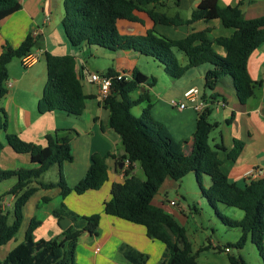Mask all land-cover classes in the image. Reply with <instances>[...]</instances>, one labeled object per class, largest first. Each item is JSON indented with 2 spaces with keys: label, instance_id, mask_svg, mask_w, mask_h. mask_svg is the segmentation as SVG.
Returning a JSON list of instances; mask_svg holds the SVG:
<instances>
[{
  "label": "trees",
  "instance_id": "16d2710c",
  "mask_svg": "<svg viewBox=\"0 0 264 264\" xmlns=\"http://www.w3.org/2000/svg\"><path fill=\"white\" fill-rule=\"evenodd\" d=\"M180 0H175L179 5ZM62 27L69 43L74 47L97 46L110 51H133L157 60L165 72L173 79H180L191 68L210 65L205 72V89L214 91L225 77L233 81L234 89L241 103L245 104L255 94V82L252 79L248 61L250 56L264 44V15L248 19L238 6H222L219 0H201L190 18L184 19L179 13L171 16L161 11L167 0H64ZM151 6V8H150ZM22 9L20 0H0V23ZM136 11L146 12L155 24L169 26L191 25L198 21L219 19L226 28L234 30L230 37L215 38L212 29L206 28L189 34L183 39H171L149 29L144 34L122 35L118 29L119 20H128L143 24ZM38 38L29 34L18 47L6 42L0 53V101L9 88L8 65L16 58L22 59L33 52ZM214 43L224 47L226 55L218 54ZM182 52L187 64L182 65L176 52ZM47 81L38 111H64L69 115L81 116L86 110L87 99L82 76L77 71L76 58L73 55H55L45 53ZM113 77L112 94L103 102L110 111L109 126L117 133L123 144L125 155L120 161L125 164V182L113 193L111 200L105 203V213L132 221L146 227L148 234L163 242L166 246L160 264H202L197 261L198 254L192 249L187 229L171 214L153 204L166 179L181 181L190 173L196 175L210 207L219 219L231 228L241 230V237L234 245L242 249L249 238L262 252L264 257V177L232 181L222 170L221 151L224 145L212 146L210 137L218 128V122H212L211 116L218 95L204 99L205 107L198 112L196 130L193 134L192 150L187 155L178 154L173 147L160 136L164 124L151 114L152 104L148 91L140 92L137 99L134 92L140 91L148 82L154 87L157 79L148 77L139 69H134L131 78H117L112 68L107 71ZM149 102L140 117L132 109L141 103ZM224 101V100H223ZM3 113V114H2ZM8 120L0 108V131L6 130ZM57 130L47 135L45 147L22 140L16 134L7 135V143L18 153L30 154L38 167L18 170H4L0 167V182L17 178V182L7 193L15 195L13 211H0V247L12 240L20 231L24 220V208L38 188L34 182L53 165H59L60 177L56 183L39 182L40 187L61 189L66 198L71 192L84 194L89 190L101 188L108 180L107 156L93 154L90 167L85 176L70 186L63 174L62 166L73 161L72 139L61 136ZM245 144L235 141L229 158L236 160ZM4 142L0 140V151ZM138 163L145 179L134 173V164ZM204 176L211 179V185L205 189L201 180ZM220 205L240 209L244 213L241 220L223 214ZM53 215L60 222L69 218L71 226L57 239L35 241L33 233L39 221L33 219L27 230L25 240L15 247L0 264H76V248L79 237L84 232L96 234L100 225V214L79 215L62 202ZM230 247V246H225ZM211 248V245L201 250ZM220 251L222 246H218ZM224 248V249H225ZM120 253L131 264H146L148 255L128 245H121ZM230 264H245L242 257L230 256Z\"/></svg>",
  "mask_w": 264,
  "mask_h": 264
},
{
  "label": "crops",
  "instance_id": "0c3cea01",
  "mask_svg": "<svg viewBox=\"0 0 264 264\" xmlns=\"http://www.w3.org/2000/svg\"><path fill=\"white\" fill-rule=\"evenodd\" d=\"M56 1L20 0L22 9L0 23V53L6 42L13 47H18L29 34L38 38L37 43H43L42 46L35 47L33 50V53L40 54L39 61L33 65L18 72L14 71L15 60L8 65L12 87L0 101V108L8 120L7 129L0 131V140L4 142V148L0 151V167L4 170L38 167V164L32 161L30 154L18 153L7 143V135L16 134L26 142L45 147L48 144L46 138L48 134H54L57 130H72L60 132L61 136L69 135L72 139L73 161L62 166L67 183L70 186H75L85 176L93 154L107 156L108 180L99 189L89 190L84 194L73 191L63 198L61 189L58 187L52 189L40 187L39 182H58L59 165L54 170L49 169L42 175L40 181L34 182L33 185L38 190L24 208V220L20 231L12 240L0 247V258L4 259L25 240L33 219L40 222L33 233L35 241L59 238L64 229L53 215V211L64 202L70 210L79 215H101L98 232L96 234L84 232L79 237L76 248V264H131L120 253V247L124 244L148 255L146 264H160L166 248L163 242L150 236L145 226L105 213V203L112 199L113 193L125 182L127 166L120 161V157L125 155V150L120 136L109 126L110 111L100 100L98 86L88 81V73L92 71H88L84 57L81 54L76 55L73 48L66 42H62V51L56 46L52 49L47 47L48 41H52L55 34L61 35L59 29L64 17V0H61L62 3ZM200 1L180 0V4L176 5L175 0H167V4H164V7H158V9L171 16L179 13L184 19H188ZM219 2L222 6L240 7L248 19L264 15V0H219ZM185 13L188 15H184ZM136 15L143 20V24L128 20L118 21V29L122 35L144 34L149 29H155L161 35L178 40L206 28L212 29V35L215 38L230 37L234 33L233 29L224 27L219 19L202 20L191 25L175 27L155 24L144 11H136ZM93 47L84 45L75 48L91 51L94 49ZM213 47L218 54L226 55L224 47L216 43ZM46 52L55 55L70 54L75 56L76 68L82 76L84 92L90 96L86 102V110L81 116L76 117L59 110L46 113L38 111V103L47 81ZM142 59L143 55L137 52L116 51L113 64L104 72L112 68L117 72L126 71L132 74L134 69H139L138 66ZM183 60V65H186L187 58H183ZM153 61L160 65L158 70L166 77L164 79L167 84L161 89L157 86L158 79L152 75L157 79L156 85L149 87L147 82L143 84L142 88H145V91L150 94L152 116L164 124L160 136L178 154L187 155L192 150L198 111L193 109L191 102L185 101L184 94L188 89L195 87L199 90L201 99H209L214 94L219 96L211 116L212 122H218L219 125L212 132L210 142L212 146L221 144L227 148L226 151L219 153L224 173L232 181H242L244 180L243 174L249 170L253 168L264 170V44L250 56L248 61V69L255 82V94L245 104L240 102L230 77H225L214 91L205 89V72L210 67L208 64L191 68L182 78L173 79L165 72L162 64L155 59ZM39 65L41 68H37ZM139 70L147 75L141 69ZM140 92L144 91L141 89L136 92L137 95L133 93L132 98L137 99ZM182 101H185L186 108L180 109L174 105V102ZM222 102H224L223 106H221ZM148 105L147 101L141 103L136 107V112L138 111V114L142 115ZM134 108L132 112L138 116ZM235 141H241L245 146L237 159L232 160L228 154L234 148ZM134 168V173L141 177L139 164H134ZM205 177H207L205 182L209 187L211 180L208 176ZM7 182L3 183L5 186L2 187V190L0 189V211L3 213L13 211L16 200L15 195H5L17 182V178ZM178 184V181L171 178L166 179L153 200V204L171 214L186 228L189 216L194 219L196 211L190 207L188 209L182 204H180L181 209L170 205L169 202L176 199L169 200V191L176 189ZM234 214L238 215L240 220L244 217V213L235 212ZM213 245L216 246L214 243ZM201 248L198 252L201 251Z\"/></svg>",
  "mask_w": 264,
  "mask_h": 264
},
{
  "label": "rangeland",
  "instance_id": "374dc122",
  "mask_svg": "<svg viewBox=\"0 0 264 264\" xmlns=\"http://www.w3.org/2000/svg\"><path fill=\"white\" fill-rule=\"evenodd\" d=\"M61 0H57L58 2ZM63 1V0H62ZM62 3V2H61ZM64 3V2H63ZM184 15H188L185 13ZM184 16V17H186ZM60 36L55 34L54 38L48 41L47 47L48 49H52L53 47H57L62 51L63 45L62 42H66L68 46L73 48V52L76 55L81 54L84 57V62H86L88 71H101L104 72L106 68L111 66L114 62L115 52L110 51L101 47L94 46L93 50L87 51L88 49H82L73 47L64 32L62 26H60ZM181 64L183 65L184 60L186 59L184 53L176 52ZM149 58V59H146ZM14 71L18 72L23 68H27L24 66L22 59L19 58L14 59ZM152 60V61H151ZM152 57H146L143 55V59L141 60L138 68L144 71L148 76L154 75L158 79L157 86L161 89L165 87L167 84L165 79L166 78L163 73L158 70V66L154 63ZM39 61V60H38ZM41 64L42 61H41ZM46 66V65H45ZM37 68H41L40 65ZM47 72V68H45ZM35 71V70H34ZM126 72V71H124ZM173 86V85H172ZM138 92V91H137ZM134 94L137 95L136 92ZM165 95V94H163ZM157 97V96H156ZM155 98V97H154ZM156 99V98H155ZM136 112V107L134 108ZM138 114V111L136 112ZM136 116V115H135ZM141 114L137 117H140ZM167 119L166 116H164ZM214 117V116H213ZM215 119V118H214ZM212 121V120H211ZM61 132V131H60ZM57 165H53L50 170H54ZM143 179H145V175L140 168V174ZM42 178V177H41ZM207 177H203L201 180L202 186L207 189L208 185L205 182ZM209 180H211L209 178ZM3 183H8L7 181L0 182V189L5 186ZM178 186L176 189H172L169 191V200L176 199L175 201L178 203L176 207L181 209L180 204L183 206L189 207L192 210H195V218L189 216V222L186 225L187 229V236L189 241L191 242L192 249L195 254H198L197 261L202 264H230V256H234L236 258L242 257L245 264H264V257L261 254L260 250L257 246L252 242L251 238L248 239L245 246L242 249L235 247L234 245L238 242L239 238L241 237V230L238 228H231L225 225L219 217L216 215L215 211L210 207L205 197L202 196V189L199 185L196 175L194 173L188 174L186 177L178 181ZM180 186V187H179ZM0 190V191H1ZM5 196H8L6 194ZM221 212L227 215L230 218L238 219V215L236 216L234 213L237 212L238 214H243V211L237 209L235 207H229L227 205H220ZM189 215V214H188ZM213 243L216 245L214 246ZM211 245V248L198 250L201 247H206ZM218 246H222L223 250L220 251ZM225 246H230L231 252H225ZM264 247V242H263ZM264 254V252H263Z\"/></svg>",
  "mask_w": 264,
  "mask_h": 264
},
{
  "label": "built area",
  "instance_id": "2783aa9c",
  "mask_svg": "<svg viewBox=\"0 0 264 264\" xmlns=\"http://www.w3.org/2000/svg\"><path fill=\"white\" fill-rule=\"evenodd\" d=\"M40 59L39 53H30L22 58V62L24 63V66L29 67L36 63ZM117 78L121 80L122 78H131V73L128 72H119ZM88 81L90 83L96 84L98 86L99 90V97L101 102H104L111 94H112V84H113V77H111L107 72H89L88 73ZM6 86L8 88L12 87V82L10 80H7ZM185 101L191 102L192 107L196 111H201L206 103L203 99H201L200 92L197 88L193 87L188 89L185 94ZM185 101L182 102H174V105L177 106L180 109H184L187 107ZM224 105V102L221 103V106ZM125 165L129 167L130 161L126 160ZM244 179H259L264 177V170L259 168H253L243 174L242 176ZM171 206L176 207L178 203L174 201L169 202ZM225 252L229 253L231 252L230 247L225 248Z\"/></svg>",
  "mask_w": 264,
  "mask_h": 264
},
{
  "label": "water",
  "instance_id": "95a60500",
  "mask_svg": "<svg viewBox=\"0 0 264 264\" xmlns=\"http://www.w3.org/2000/svg\"><path fill=\"white\" fill-rule=\"evenodd\" d=\"M42 45H43V43H37V44L35 45V47H40V46H42ZM145 90H146L145 88H142V91H145ZM60 224H61L62 228H63L64 230H66V229H68V228L71 226L72 222H71V220H70L69 218H63V219L60 221Z\"/></svg>",
  "mask_w": 264,
  "mask_h": 264
}]
</instances>
